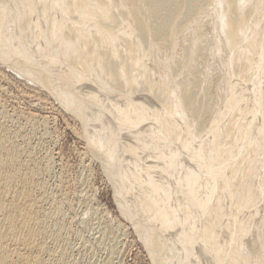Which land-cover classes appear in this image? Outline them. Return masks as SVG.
Listing matches in <instances>:
<instances>
[{
    "label": "bare ground",
    "instance_id": "6f19581e",
    "mask_svg": "<svg viewBox=\"0 0 264 264\" xmlns=\"http://www.w3.org/2000/svg\"><path fill=\"white\" fill-rule=\"evenodd\" d=\"M0 2V65L74 123L87 210L46 117L0 98V264H264V0ZM95 160L127 225L87 208Z\"/></svg>",
    "mask_w": 264,
    "mask_h": 264
},
{
    "label": "rangeland",
    "instance_id": "374dc122",
    "mask_svg": "<svg viewBox=\"0 0 264 264\" xmlns=\"http://www.w3.org/2000/svg\"><path fill=\"white\" fill-rule=\"evenodd\" d=\"M33 2L35 3L36 0H33ZM27 5L28 2L25 4V6ZM0 7L2 8L3 12L6 15V10H8L9 8L6 6L8 8L6 9L3 6V2H0ZM32 17L33 19H35V22H37L39 25L41 26L43 25V28L46 30L45 32H47L50 28H54L52 25L49 24L46 25L45 21H43L42 23L43 19L40 17L39 11L34 10L32 13ZM9 69L10 68L6 69V67L5 66L3 67V65L0 68V70L3 71L2 74L0 73V85L5 90L3 94L0 93L1 100L4 101L5 106L7 107L6 109H8L10 113H12V111L14 112L15 110V112H17L18 114H20L21 111V114L22 112L24 114L32 113L40 117H46V120L48 122L46 124L47 126L45 128L46 129L45 131L47 133L44 135L45 137L43 136L40 139L41 141L39 140L40 143L37 144L39 146V147L37 146V148L38 150H40V152L46 151L47 149L49 150V152L51 150L53 151L51 152V155L54 154L55 155L52 156L54 157L53 168H52L54 170V172L52 171L54 174H53L52 182L54 181L53 179L58 178L57 176L63 178L66 182V187L70 194L69 195L70 202L72 206L77 208L78 210L79 214H77V217H80L82 214L85 215L87 213V210H85V212L83 211L85 209L84 208L85 206H83V204H80L78 197L80 194V190L81 189L84 190L85 189L84 186H86V184H84L86 181L82 180V175L84 176V173L81 169V161H80V156H81L80 152L82 151L81 149L83 148V146L79 144L74 133L71 132V130H68L70 129V126L73 125L74 123L68 117L63 116V114L61 115L56 110H54L52 106H50V104H53V106L56 107L55 104H57L53 101V99L50 96H47L46 93L43 92L42 94L41 91L40 92L35 91L36 89L33 88L34 84L31 81L30 83L24 77L22 78L21 75L15 74L14 71L12 72V70ZM19 76L20 78H18ZM31 84L33 85L31 86ZM28 86L30 87V89L28 88ZM34 86L36 87V85ZM45 97L46 98L48 97L49 100L48 98L46 99ZM69 120L71 121V123ZM39 132H41L40 128L38 133ZM91 152L92 151L90 150V153ZM90 167H91L90 168L91 172L88 174V177L86 175L85 177H87V180L89 181V182L87 181L88 183L87 186H89L90 188L89 195L91 196L90 199L92 198L91 199L92 203L90 202L87 208L90 205L91 207L100 206L101 208L100 215L102 213V216L104 215L103 217L105 218L108 217V219H110L111 221H113L114 218L118 217V219H120L123 223H125V225H127L126 222L121 219V216L119 215L117 211V207L113 200V193L111 187L103 177V173H104L103 162L99 163L98 160H95L94 162L92 161ZM104 211H106V213ZM94 228L95 226L89 227V229L86 231L87 237L89 236L90 238L91 235L96 233L95 232L96 230ZM129 239L132 240L131 236H129L128 240ZM146 257L147 255L144 253L143 248L139 244L137 245L134 244L133 246L131 245V247H129L128 250L127 248L124 249L123 255L122 254L120 255V261L122 262L120 263L117 262L116 264H150L149 258L147 257L148 258L147 260ZM101 259H103V256L101 257ZM101 259L99 256V260Z\"/></svg>",
    "mask_w": 264,
    "mask_h": 264
}]
</instances>
